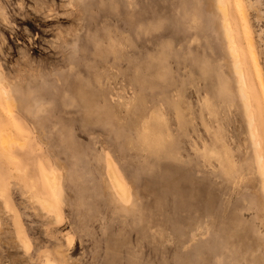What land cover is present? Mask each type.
<instances>
[{
  "label": "rangeland",
  "instance_id": "obj_1",
  "mask_svg": "<svg viewBox=\"0 0 264 264\" xmlns=\"http://www.w3.org/2000/svg\"><path fill=\"white\" fill-rule=\"evenodd\" d=\"M224 2L264 163V0ZM213 7L0 0L13 100L10 113L0 91V264H264V200Z\"/></svg>",
  "mask_w": 264,
  "mask_h": 264
},
{
  "label": "bare ground",
  "instance_id": "obj_2",
  "mask_svg": "<svg viewBox=\"0 0 264 264\" xmlns=\"http://www.w3.org/2000/svg\"><path fill=\"white\" fill-rule=\"evenodd\" d=\"M213 2H214L213 9L215 10V12L217 13V15L219 17V28H220L221 34L225 40L227 53L231 59V72H232L234 79H235L234 88L236 91L237 98L239 100V108L242 110V112L246 118V126H247V130H248V136H249L251 144H252V151H251L252 152V160L254 162V168H255V171H256V174L258 177V181H259V185H258L259 190H260L261 195H262L263 200H264V163H263L262 156L256 151V148L260 144L256 140V136H255V130H254L255 119L251 115L253 113L250 110V107H251L249 105L250 102H249V104L247 102L248 98H247V94H246V82L244 80L245 74H244V71L242 68L243 62L240 61L241 57L238 55V52L236 50V41H235L234 35L232 34V27H231L232 25L230 24V20H229L228 7L225 6L224 0H213ZM241 9H242V16H243V18H245V16H246L245 11L242 7H241ZM248 42L250 45H252V41L250 38L248 39ZM3 84H4V81L0 75V91L4 94V98L6 101V107H7L8 111L11 113L12 112L11 106L13 104V100L11 98L10 92L3 86ZM212 116L214 117L215 115H212ZM219 138H221V137H219ZM4 143L5 142L3 141L2 144H4ZM219 144L221 147L219 150H217L215 152V157H216V160L219 161V163H221L223 161L228 160L229 158L227 159L228 149L226 148L225 143L219 141ZM4 149H6L4 154L8 156L9 154H8L6 146ZM107 176H108V181H109V184H110V187H111L113 193L117 197H119L122 201L127 203L129 198H130L129 192H128V187L122 181L120 176L116 173V171L112 167V165L109 163L107 164ZM48 182L50 183L52 192H54V194L59 196L60 195V186H59V182H58V177L55 176V177L48 178ZM40 198L37 199L39 204L43 207V209L48 210V208L50 207V205L48 204L49 202L42 201Z\"/></svg>",
  "mask_w": 264,
  "mask_h": 264
}]
</instances>
